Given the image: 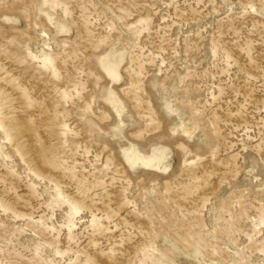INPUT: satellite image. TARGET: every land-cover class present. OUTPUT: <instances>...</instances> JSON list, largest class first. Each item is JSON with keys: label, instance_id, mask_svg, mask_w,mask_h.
<instances>
[{"label": "rangeland", "instance_id": "obj_1", "mask_svg": "<svg viewBox=\"0 0 264 264\" xmlns=\"http://www.w3.org/2000/svg\"><path fill=\"white\" fill-rule=\"evenodd\" d=\"M0 264H264V0H0Z\"/></svg>", "mask_w": 264, "mask_h": 264}]
</instances>
